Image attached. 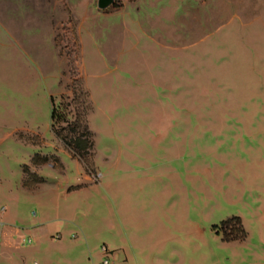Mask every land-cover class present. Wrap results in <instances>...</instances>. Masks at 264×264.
<instances>
[{
  "label": "rangeland",
  "instance_id": "obj_1",
  "mask_svg": "<svg viewBox=\"0 0 264 264\" xmlns=\"http://www.w3.org/2000/svg\"><path fill=\"white\" fill-rule=\"evenodd\" d=\"M74 70L97 174L53 130ZM27 166L48 182L31 200ZM234 218L248 236L229 242ZM106 260L264 264V0H0V264Z\"/></svg>",
  "mask_w": 264,
  "mask_h": 264
},
{
  "label": "trees",
  "instance_id": "obj_2",
  "mask_svg": "<svg viewBox=\"0 0 264 264\" xmlns=\"http://www.w3.org/2000/svg\"><path fill=\"white\" fill-rule=\"evenodd\" d=\"M76 72L77 70L72 72V101L68 103L65 101L59 105L57 100L54 97L52 98L53 130L56 136L73 152L75 157L86 163L91 173L97 174L95 169L97 141L89 119L93 107L90 93L84 88ZM74 105H77V108L73 109ZM50 160V157L38 156L35 162L37 165H42ZM25 172L27 185L43 181V178L33 173L28 166ZM224 226L227 228L226 241L244 240L248 236L241 218L231 219L225 222Z\"/></svg>",
  "mask_w": 264,
  "mask_h": 264
},
{
  "label": "crops",
  "instance_id": "obj_3",
  "mask_svg": "<svg viewBox=\"0 0 264 264\" xmlns=\"http://www.w3.org/2000/svg\"><path fill=\"white\" fill-rule=\"evenodd\" d=\"M48 163L52 164L55 167H63L64 166L60 160H59V162L58 161L55 162V161L50 160L49 162H47L45 164H48ZM45 164L39 165V167H41ZM32 172L36 173L34 171H32ZM36 174H38L40 177H42L43 181L40 183H37V184L27 185L26 184V173H25L24 187L26 189H28V191L31 194H33V195H31L32 197H30V200L34 197L37 198L38 195L41 194L40 192H42V188L46 184H48L45 177L41 176L38 172ZM54 186L56 187V189L59 190V193H61L63 195L64 199H68L76 193L82 192L84 190H90L91 188H93L92 187L93 184H83V185L75 186L72 182H67L66 184H64L61 181H58L57 183L54 182ZM75 205L76 204L72 203V202H69L66 205L64 204V206H62L60 203H58L54 208H50L47 210L44 209V214L40 215V214L36 213L37 220L29 222L27 224V226H33L34 231L36 233L40 232L43 234V232L49 228L48 226L50 225V223L55 222V221H62V222L68 221L69 216L65 214V212H67L65 210H75L77 208ZM64 225H65V223L60 228L64 229L65 231H68L67 225L66 226H64ZM59 236H60V238H62L61 234H59ZM31 239L33 242L34 239L33 238H31ZM39 250H42V248H39Z\"/></svg>",
  "mask_w": 264,
  "mask_h": 264
},
{
  "label": "water",
  "instance_id": "obj_4",
  "mask_svg": "<svg viewBox=\"0 0 264 264\" xmlns=\"http://www.w3.org/2000/svg\"><path fill=\"white\" fill-rule=\"evenodd\" d=\"M116 0H99V6L101 9H108L114 5Z\"/></svg>",
  "mask_w": 264,
  "mask_h": 264
},
{
  "label": "built area",
  "instance_id": "obj_5",
  "mask_svg": "<svg viewBox=\"0 0 264 264\" xmlns=\"http://www.w3.org/2000/svg\"><path fill=\"white\" fill-rule=\"evenodd\" d=\"M60 238V236H59ZM30 242H32V239H30ZM105 251H108L107 248H105ZM104 264H110V260H106V262Z\"/></svg>",
  "mask_w": 264,
  "mask_h": 264
}]
</instances>
